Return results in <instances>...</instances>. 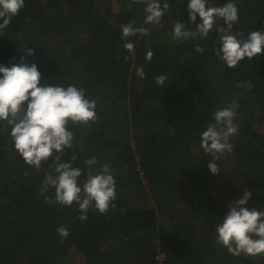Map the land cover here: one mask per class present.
Listing matches in <instances>:
<instances>
[{
    "label": "trees",
    "instance_id": "1",
    "mask_svg": "<svg viewBox=\"0 0 264 264\" xmlns=\"http://www.w3.org/2000/svg\"><path fill=\"white\" fill-rule=\"evenodd\" d=\"M129 2L25 0L0 34V65L24 56L37 65L41 83L74 85L96 101V120L69 123L76 147L65 148L62 162L77 156L81 185L85 160L96 157L94 169L109 163L117 193L114 208L100 214L90 207L86 221L78 219L76 203L45 202L55 192L51 186L40 192L52 159L39 170L25 163L0 121V264H264V254H231L215 230L245 188L252 193L248 207L264 210V52L230 68L214 51L215 26L206 39L173 40L177 20L195 30L188 0H168L156 27L143 23L145 5L128 9ZM227 2L210 0L213 6ZM235 3L233 34L264 31V0ZM127 23L149 28L150 36L122 40ZM216 23L225 26L222 19ZM126 42L134 43V53ZM141 66L143 79L136 74ZM161 74L167 79L158 86L154 78ZM241 82L253 87H237ZM232 102L239 104L238 132L230 138L232 152L216 161L221 171L212 174L200 134L214 122L213 112ZM61 225L70 233L63 240L56 231Z\"/></svg>",
    "mask_w": 264,
    "mask_h": 264
},
{
    "label": "clouds",
    "instance_id": "2",
    "mask_svg": "<svg viewBox=\"0 0 264 264\" xmlns=\"http://www.w3.org/2000/svg\"><path fill=\"white\" fill-rule=\"evenodd\" d=\"M24 3L25 0H0V34L12 17L18 15ZM134 4L145 5L143 23L153 27L161 25L164 13L170 7L168 0H163V3L161 0H130L127 8L131 9ZM187 12L188 23L194 24L195 30L187 29L184 22L177 20L172 32L173 40L206 39L215 26L219 46L214 51L219 60L230 68L237 67L245 58L252 60L264 52V31H249L246 37L240 33L233 34V24L239 20L235 0H228L222 6H213L210 0H188ZM217 18L222 19L225 26L217 25ZM138 33L147 37L151 30L134 27L132 23L121 25V39L124 41ZM123 47L129 53L135 52L132 42L124 43ZM204 50L196 44V52L203 53ZM26 54L34 55V50L26 48ZM152 56L153 52L149 49L145 58L150 62ZM124 59L127 61L128 57ZM0 74V121H5L10 127V136L18 154L37 170L41 169L43 162L52 159L40 192L44 194L50 186L55 192L51 197L45 196V202L69 207L76 203L81 221L88 219L90 207L94 206L100 214H106L110 207L114 208L116 181L109 163L94 169L92 166L99 163L97 158L93 156L85 160L89 167L81 185L79 178L82 170L73 166L77 156L74 154L69 162H62L65 148L76 147L73 143L75 133L70 130L69 123L88 124L96 120V101L86 98L85 90L74 85L64 87L41 83L43 77L37 65L27 62L24 56L10 67L0 65ZM136 74L141 79L146 75L142 66L136 68ZM154 79L158 86H163L167 77L161 74ZM242 86L253 87L251 83L237 84V87ZM238 108L239 104L232 102L216 109L212 114L214 122L209 123L200 134V146L211 155L207 167L212 174L221 171L216 163L221 155L233 150L230 138L238 132L239 125L234 123ZM251 196V191L245 188L242 197L228 204L222 221L216 225L217 243L236 256L264 254V210L248 207ZM56 231L62 240L70 234L65 225L58 226Z\"/></svg>",
    "mask_w": 264,
    "mask_h": 264
},
{
    "label": "rangeland",
    "instance_id": "3",
    "mask_svg": "<svg viewBox=\"0 0 264 264\" xmlns=\"http://www.w3.org/2000/svg\"><path fill=\"white\" fill-rule=\"evenodd\" d=\"M230 161H227L226 163H224V165H227L228 163H229ZM73 254V253H72ZM73 257H75V259H79V258H77L78 256H73Z\"/></svg>",
    "mask_w": 264,
    "mask_h": 264
}]
</instances>
